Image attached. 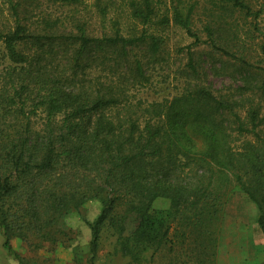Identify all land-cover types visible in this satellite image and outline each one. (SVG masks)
Segmentation results:
<instances>
[{"label":"trees","instance_id":"16d2710c","mask_svg":"<svg viewBox=\"0 0 264 264\" xmlns=\"http://www.w3.org/2000/svg\"><path fill=\"white\" fill-rule=\"evenodd\" d=\"M7 1L14 20L0 27V230L10 256L19 260L12 238L29 246L36 245L33 239L50 241L66 215L104 196L101 214L88 224L91 251L108 221L117 227L119 251L139 264L145 249L172 243V230L175 238L185 237L172 228L176 221L197 234L209 229L226 183L255 204L264 238V117L249 99L258 93L264 98V79L260 86L247 82L239 88L237 100L196 87L142 104L129 98L123 77L94 84L84 78L90 69L107 71L113 62L123 76L144 83V61L160 52L169 25L194 39L192 46L218 47L209 28V44L193 32V6L183 12L181 0L170 7H162L164 0H127L132 30L124 35L114 26L111 35L95 37L85 24L69 20L66 26L45 13L34 26L25 24L26 10ZM232 2L258 18L260 12L247 3ZM95 6L104 19L100 0ZM259 49L264 56V34ZM223 54L229 55L224 48ZM188 130L201 138L202 150L193 149ZM158 198L169 200L168 210L152 209ZM118 207H124L123 215L114 213Z\"/></svg>","mask_w":264,"mask_h":264},{"label":"rangeland","instance_id":"374dc122","mask_svg":"<svg viewBox=\"0 0 264 264\" xmlns=\"http://www.w3.org/2000/svg\"><path fill=\"white\" fill-rule=\"evenodd\" d=\"M11 1L19 2L18 10L21 13L26 10L29 19L25 24L30 26H34L38 14L45 13L52 18H60L66 26L72 25L69 20L85 24L87 32L95 37L111 35L114 26L119 27L124 35L134 27V22L126 13L127 0H100L101 7L106 10L104 19L100 17L95 0H80L70 6L50 0ZM241 1L247 3L252 12H260L257 19L247 17L244 12L233 7L232 0H181L179 7L183 12L188 6H193V32L209 44L210 39L205 30L209 28L211 40L218 47L192 46L194 39L180 28L169 25L162 32L165 43L160 52L144 61V83L133 82L129 75L123 76V70L118 65L113 66V62L107 71L90 69L84 74L86 82L94 84L99 80L105 82L112 76L123 77L121 81L128 84V96L133 103L164 102L196 87L206 88L218 98L237 100L239 88L247 87V82L250 86H260L264 79V56L259 49L264 34V0ZM176 2L164 0L162 7L174 6ZM22 17L20 14L19 18ZM13 20L10 4L7 0H0V27L11 26ZM223 48L229 55L223 54ZM188 51L194 73L189 69ZM238 60H244L249 65ZM249 99L255 106H260V114L264 117V98L258 93ZM187 135L194 150L204 148L198 135L190 130ZM220 194V211L209 229L204 233H193L178 220L172 224V228L184 232L185 237L175 238L172 234L176 229L172 230V243H166L156 250L145 249L139 264H264V238L257 225L258 211L255 204L231 184H224ZM103 198L89 199L66 215L50 232V241L33 239L36 245L29 246L12 238L10 246L19 260L3 248L0 230V264H133L119 251L117 227L108 221L100 228L96 250L91 251L88 224L101 214ZM169 204L166 198H158L152 203V209L168 210ZM114 213L123 215L124 207L116 208ZM119 220L117 217L114 224ZM129 230L131 228H127L126 234Z\"/></svg>","mask_w":264,"mask_h":264}]
</instances>
